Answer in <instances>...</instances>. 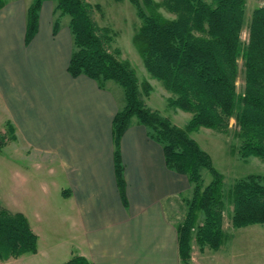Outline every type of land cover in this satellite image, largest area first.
I'll list each match as a JSON object with an SVG mask.
<instances>
[{"label": "crops", "instance_id": "0c3cea01", "mask_svg": "<svg viewBox=\"0 0 264 264\" xmlns=\"http://www.w3.org/2000/svg\"><path fill=\"white\" fill-rule=\"evenodd\" d=\"M32 1L5 0L0 10V132L10 123L16 135L0 150L4 158V150L10 148L8 161L0 162L11 168L15 188L4 205L24 213L38 235L37 252L27 254L40 253V223L56 215L51 221L68 223L77 241L75 249L49 253L53 259L64 256L63 262L80 254L93 264H248V259H238L228 250L238 244L233 240H224L218 249L194 242L190 259L182 257L177 226L186 214L192 187L186 175L167 166L162 145L137 118L121 138L125 197L121 196L113 118L126 104L124 90L111 80L101 86L87 75L70 74V19L58 16L54 33L53 0L43 2L38 30L26 43ZM262 5L264 0H254L252 11ZM152 91L145 101L159 110L152 103ZM47 177L54 178L53 204L51 196L39 201L32 194L36 183H46ZM19 190L26 199L39 201L33 212L18 202ZM256 262L264 264V256Z\"/></svg>", "mask_w": 264, "mask_h": 264}, {"label": "trees", "instance_id": "16d2710c", "mask_svg": "<svg viewBox=\"0 0 264 264\" xmlns=\"http://www.w3.org/2000/svg\"><path fill=\"white\" fill-rule=\"evenodd\" d=\"M45 0H33L27 9L25 42L38 30L40 9ZM61 15H69L74 48L68 71L99 82L119 83L126 104L113 118L115 175L125 197V166L121 138L134 118L148 129L149 136L164 150L169 168L184 174L192 185L185 200L186 214L178 224L181 255L191 257L192 244L218 249L228 234L224 230L227 201L232 204L234 228L264 223V173L238 178L226 190L224 175L214 165L191 132L207 127L227 132L235 118L243 159H264V5L252 11L248 41L243 42L247 0H130L136 7L140 26L133 35L149 74L162 82L172 95L169 104L190 112L185 127L175 124L145 101L152 91L149 80L140 81L132 63L112 49L114 35L93 16L94 5L87 0H53ZM5 0H0V10ZM164 7L173 16L160 10ZM59 21L54 22V33ZM243 58L244 83L238 92L239 58ZM0 132V150L16 137L7 123ZM207 168L212 178L204 182ZM200 213L203 220L199 223ZM38 250V235L27 216L0 203V260ZM62 264H93L73 254Z\"/></svg>", "mask_w": 264, "mask_h": 264}, {"label": "rangeland", "instance_id": "374dc122", "mask_svg": "<svg viewBox=\"0 0 264 264\" xmlns=\"http://www.w3.org/2000/svg\"><path fill=\"white\" fill-rule=\"evenodd\" d=\"M87 1L94 5L93 16L96 21L101 26H108L112 30V33L114 35L112 49L118 48L121 50L120 58L127 59L132 63L141 82L147 79L152 84V103L155 104L157 108H159L160 112L163 115L168 116L175 124L185 127L189 122L192 114L169 104V97L172 95V93L165 88L161 81L149 74L144 64L143 58L133 42V35L136 29L141 24V19L138 17L137 10L134 4L130 0ZM253 2L254 0H248L246 23L242 32V39L244 43L248 41L249 22L251 20ZM160 10L166 16H173L164 7H161ZM58 16L62 15L59 11L54 9V17L58 19ZM65 16L70 19L69 15ZM111 81L114 82L118 87H120L121 90L123 89L119 83L114 80ZM243 83L244 64L243 58L240 57L239 75L237 82L239 93H241L243 90ZM238 129L239 128L237 126L235 118H232L231 127L227 132L218 131L207 127H200L197 130L191 132V135L198 141L200 146L212 156L215 167L223 173L226 190L238 178L244 177L250 173H264V159L258 156H251L247 159H243L240 156V139L236 135V131ZM3 154L5 155V159L0 156L1 162H5L4 160H6L8 156H10V148L5 149ZM1 162L0 175L2 176L3 180H1L0 182V203L4 205V203L7 202L6 197L9 194H13L15 188L11 181V168L9 167L8 163L1 164ZM202 174L204 182L208 183L212 178L211 172L207 168H204ZM45 180L46 183L44 184L36 183L37 185H35L33 189L34 191L33 193H31L38 197L39 201L42 198H48L49 196H51L49 198V201L53 204L56 202V197H54V178L47 177ZM19 192L20 194L18 202L24 204L25 207H29V212H33L35 208H33L32 206H36L39 201L26 199V195L22 194L20 190ZM190 194L192 195V192ZM20 195H23L22 199L20 198ZM53 212L52 210L50 211V213ZM231 212L232 204L227 201L226 209L224 212V230L228 234V236L225 238V240H233L238 243L234 248H229L228 250H230V252H234L238 259H248V264H258L256 262V259L264 256V223H255L234 228L231 224ZM45 214H47V211H45ZM55 216L56 215H54V217L49 220H46L49 217L46 218L45 221L43 219V222L40 223V228L38 229V232L40 234V253L34 256L32 254L25 253V255L19 257V259L18 257H10L14 258L15 260H12V263L8 264H59L61 260L63 262V258H65L64 256L53 259L52 255L49 256V253L52 254L53 251L55 252L58 249L61 252L66 251L70 246L75 249L74 246L77 244H74L73 242L76 243L77 241L73 240L74 233L70 230V226L68 223H65V221L61 222L59 219H56L53 222L51 221L52 219H55ZM202 220L203 214L200 213L199 223ZM227 263L228 261H226L225 264ZM220 264L222 263L220 262Z\"/></svg>", "mask_w": 264, "mask_h": 264}]
</instances>
